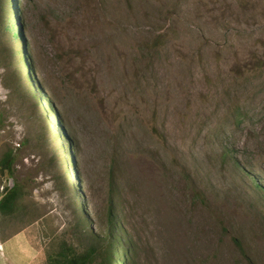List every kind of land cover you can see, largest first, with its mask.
I'll return each mask as SVG.
<instances>
[{"label": "rangeland", "instance_id": "1", "mask_svg": "<svg viewBox=\"0 0 264 264\" xmlns=\"http://www.w3.org/2000/svg\"><path fill=\"white\" fill-rule=\"evenodd\" d=\"M9 151L0 264L86 252L110 200L133 264H264V0H0Z\"/></svg>", "mask_w": 264, "mask_h": 264}, {"label": "trees", "instance_id": "2", "mask_svg": "<svg viewBox=\"0 0 264 264\" xmlns=\"http://www.w3.org/2000/svg\"><path fill=\"white\" fill-rule=\"evenodd\" d=\"M8 13H9V9H8ZM5 28L9 30L11 34L14 33L18 37L19 32L15 31L13 22L10 23V25L6 24ZM16 53L17 52H15V50H13L12 52L8 50V54L12 59L16 57L17 55ZM13 72H14L13 75H11L13 81L14 82H16V80L18 81V84L15 87V89L17 91L19 89H23L22 79L18 76L16 77L17 73L15 69ZM31 98L34 101L38 102V98H34V97ZM42 102L44 101L42 100ZM56 123L60 125L58 120ZM55 128L58 131V133L60 134L61 132L62 134L64 133L62 128H60L62 129V131L56 126ZM45 131L46 132H44L42 138L43 140H45L44 142L48 145L49 141L47 139L48 138L47 134L49 135V132L47 130ZM13 161H14V156L10 151L4 153V155L0 159V171L7 175H11L12 172L11 165L13 164ZM21 196H22L21 189H19L15 185L9 188L7 187L3 188L0 193V217H6L13 214L16 210V202ZM118 219H121V217H119L116 211V207L114 206L113 202L110 200L105 212V231L104 233H101L102 234L101 236H99L98 234H92L93 236L90 237L92 241L90 248L84 253H79L71 245L67 243H61L56 248H52V250L47 252L46 264H96L95 256L99 258L97 264H123L120 261L121 251L127 253V258H129L131 260V264H133L132 247L128 243H126L125 245L120 242V237L118 236V230L116 225ZM79 224L80 221H78L76 226H78ZM98 249L103 250V255L96 253Z\"/></svg>", "mask_w": 264, "mask_h": 264}]
</instances>
